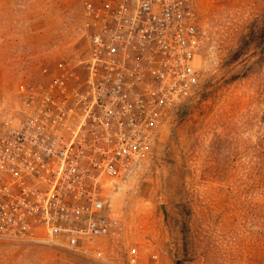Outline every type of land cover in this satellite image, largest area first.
I'll return each instance as SVG.
<instances>
[{
    "label": "rangeland",
    "instance_id": "obj_1",
    "mask_svg": "<svg viewBox=\"0 0 264 264\" xmlns=\"http://www.w3.org/2000/svg\"><path fill=\"white\" fill-rule=\"evenodd\" d=\"M195 8L200 85L151 158L106 189L119 234L77 253L0 242V264H264V51L231 60L252 25L264 27V0ZM86 45L80 0H0V125L21 85L78 63Z\"/></svg>",
    "mask_w": 264,
    "mask_h": 264
},
{
    "label": "built area",
    "instance_id": "obj_2",
    "mask_svg": "<svg viewBox=\"0 0 264 264\" xmlns=\"http://www.w3.org/2000/svg\"><path fill=\"white\" fill-rule=\"evenodd\" d=\"M80 1L83 59L21 85L0 125V242L77 253L117 236L106 189L151 158L200 85L196 0Z\"/></svg>",
    "mask_w": 264,
    "mask_h": 264
},
{
    "label": "trees",
    "instance_id": "obj_3",
    "mask_svg": "<svg viewBox=\"0 0 264 264\" xmlns=\"http://www.w3.org/2000/svg\"><path fill=\"white\" fill-rule=\"evenodd\" d=\"M252 48L264 51V27H260L258 23H254L249 34L242 39L239 49L231 59L232 64L238 63Z\"/></svg>",
    "mask_w": 264,
    "mask_h": 264
}]
</instances>
